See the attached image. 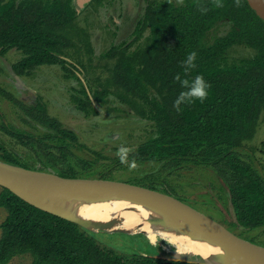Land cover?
<instances>
[{
	"label": "trees",
	"instance_id": "1",
	"mask_svg": "<svg viewBox=\"0 0 264 264\" xmlns=\"http://www.w3.org/2000/svg\"><path fill=\"white\" fill-rule=\"evenodd\" d=\"M73 1L0 0V57L19 52L22 57L12 71L21 78L39 67L59 66L65 79L79 82L81 90L71 96V103L90 118L98 115L93 102L104 104L111 91L91 90L79 78L86 72L81 56L93 52L87 31L77 24ZM145 1L131 39L111 46L101 58L113 62L105 87L118 89L119 102L150 121L155 136L129 151L126 161L118 156L110 164L153 163L173 172L212 170L228 191L231 225L245 231L264 228V179L238 154L253 140L264 110V23L246 0ZM221 26L228 30L209 42L208 35ZM237 46L252 55L229 62L228 52ZM192 51L197 53V67L185 77L182 62ZM71 52L79 58L69 62ZM176 74L188 79L202 74L210 85L207 98L182 104L178 111L174 101L184 89ZM0 100L29 127L6 123L0 110V130L29 149L38 167L22 163L1 144L0 162L63 178L113 181L106 177L102 159L85 152L76 133L52 118L40 97L24 103L0 89ZM98 166L102 171H95ZM140 187L156 189L153 184ZM0 208L6 212L0 225V264L25 255L31 264H198L173 261L164 251H156V256L147 251L127 254L102 246L94 232L41 211L3 188Z\"/></svg>",
	"mask_w": 264,
	"mask_h": 264
},
{
	"label": "rangeland",
	"instance_id": "2",
	"mask_svg": "<svg viewBox=\"0 0 264 264\" xmlns=\"http://www.w3.org/2000/svg\"><path fill=\"white\" fill-rule=\"evenodd\" d=\"M73 4L77 12V24L87 31L93 52L91 56H81L86 72L79 78L91 90L100 87L111 91L104 104L98 105L93 102L98 115L85 118L75 109L71 103V96L77 94L81 86L75 79H65L59 66L39 67L30 76L17 77L12 71V66L22 57L17 51H10L4 57H0V89L24 103L29 102L32 96L40 97L47 106L48 114L65 128L76 133L78 143L85 147L84 151L91 155L97 154L102 159L100 164L107 166L108 169L106 177H110L113 182L137 187L142 184H153L156 187L155 192L166 193L230 234L264 247V228L245 231L231 225L234 218L228 191L212 170L190 167L173 172L153 163H128L122 167L110 164V159L118 157L117 152L121 146L132 151L155 136L154 126L150 121L141 118L135 107L119 102L116 97L119 93L118 89L105 87V83L110 78L113 62L101 58L111 46L131 39L138 20L143 16L146 1L102 0L98 5L91 4V0H74ZM227 30V26H221L212 31L207 40L212 42L214 37L224 34ZM251 55L249 49L237 46L228 52V60L233 62ZM69 56L73 57L66 59L69 62L79 58L74 52ZM0 110L6 123L29 129L22 116L9 103L0 100ZM0 144L18 156L22 163L36 165L37 159L32 152L1 130ZM238 154L264 179V110L253 140L247 142ZM95 171H102V167L98 166ZM95 175L92 173V176ZM80 179L102 180L95 177ZM5 217L6 212L0 208V225ZM95 234L99 235L97 239L102 246L115 248L122 253L145 255L147 251L146 255L156 256L159 254L156 251H164L170 257L187 258L178 247L175 245L168 247L160 238L151 243L143 234L130 235L124 233L123 229L115 232L100 230ZM147 248L154 250L155 253L148 251ZM195 257L200 260L198 255ZM9 264H31V257L28 255L16 257Z\"/></svg>",
	"mask_w": 264,
	"mask_h": 264
},
{
	"label": "water",
	"instance_id": "3",
	"mask_svg": "<svg viewBox=\"0 0 264 264\" xmlns=\"http://www.w3.org/2000/svg\"><path fill=\"white\" fill-rule=\"evenodd\" d=\"M246 1L250 9L264 23V0ZM0 187L41 211L69 220L94 233L103 229L91 230L84 222L48 208L42 202L73 195L85 198L98 196L136 200L162 215L185 240L197 247L209 260L224 264L223 259L228 257L242 264H264V247L230 234L178 200L149 189L107 180L63 178L53 173L29 170L2 162H0ZM198 256L200 260L195 256L193 257L195 259L172 256V260L182 263L210 264L202 255Z\"/></svg>",
	"mask_w": 264,
	"mask_h": 264
},
{
	"label": "bare ground",
	"instance_id": "4",
	"mask_svg": "<svg viewBox=\"0 0 264 264\" xmlns=\"http://www.w3.org/2000/svg\"><path fill=\"white\" fill-rule=\"evenodd\" d=\"M42 204L70 217H75L91 230L101 228L106 231H118L123 229V232L130 235L140 232L151 243L160 238L166 242L165 245L168 247L175 245L187 257L202 255L207 263H220L209 260L197 247L185 240L162 215L136 200L98 196L85 198L73 195L63 199L44 201ZM223 261H225L224 264H242L228 257Z\"/></svg>",
	"mask_w": 264,
	"mask_h": 264
},
{
	"label": "clouds",
	"instance_id": "5",
	"mask_svg": "<svg viewBox=\"0 0 264 264\" xmlns=\"http://www.w3.org/2000/svg\"><path fill=\"white\" fill-rule=\"evenodd\" d=\"M217 6L220 7L222 4L219 2ZM207 11V9H202V12ZM197 53L195 51L190 52L184 61L182 62L185 77L197 67ZM174 79L179 82L183 91H181L178 97L174 101V107L179 111L182 104H191L195 101L203 102L207 96L210 85L205 80V77L202 74H197L193 78H182L180 74H176ZM130 149L121 146L117 152V155L120 157L121 162H124L128 158V153Z\"/></svg>",
	"mask_w": 264,
	"mask_h": 264
}]
</instances>
